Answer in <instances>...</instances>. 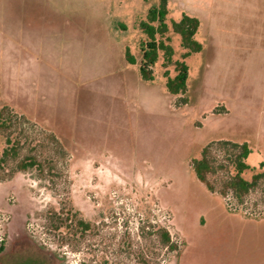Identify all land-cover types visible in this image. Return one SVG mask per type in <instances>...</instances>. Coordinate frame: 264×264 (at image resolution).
I'll return each instance as SVG.
<instances>
[{
    "label": "rangeland",
    "instance_id": "obj_1",
    "mask_svg": "<svg viewBox=\"0 0 264 264\" xmlns=\"http://www.w3.org/2000/svg\"><path fill=\"white\" fill-rule=\"evenodd\" d=\"M159 3L0 0V109L24 133L18 159L0 168L3 248L32 243L49 264H264L262 186L236 207L190 166L218 139L250 142L246 179L264 161V0H166L169 26L183 13L199 19L202 46L183 57L180 36L166 33L173 63L189 69L176 96L162 57L152 87L140 83L139 22ZM25 155L44 172L17 170ZM61 208L94 228L53 230L49 214ZM160 223L176 251L140 236Z\"/></svg>",
    "mask_w": 264,
    "mask_h": 264
},
{
    "label": "trees",
    "instance_id": "obj_2",
    "mask_svg": "<svg viewBox=\"0 0 264 264\" xmlns=\"http://www.w3.org/2000/svg\"><path fill=\"white\" fill-rule=\"evenodd\" d=\"M166 0H160L158 6L150 7L146 20L139 22L140 29L147 35V40L141 43L139 72L143 80L153 81L155 74L154 65L162 57L161 76L165 79V86L170 95H184L187 91L189 69L184 60L173 63V48L167 32L171 29L180 36L181 46L185 49L183 57L202 49L201 44L195 39L199 27V19L195 16L183 13L179 21L167 23ZM126 59L129 63H135L136 58L126 51ZM174 65V75L171 76L170 65ZM182 103H187V98L181 96ZM15 116L7 107L0 109V130L4 133L5 146L0 154V168L9 160H17L22 148V131L13 129L12 118ZM251 152L248 142H236L229 139L209 141L200 152L198 158H192L190 166L195 177L204 184L208 191L217 193L222 197L228 194L235 200L236 207L244 203L249 192L262 186L264 194V161L260 162L259 169L250 179H246L243 173L248 169L246 158ZM37 168L44 172L42 163L36 155H25L16 163L17 170ZM229 207V206H228ZM230 208V207H229ZM231 209V208H230ZM236 210V208H234ZM50 226L53 230L64 228L72 235L91 231L94 227L88 220L77 218L76 211L71 209L54 210L49 214ZM140 229V236L152 242L158 248L168 251H176L178 244L172 239L169 229L164 224H158L154 231L146 226ZM78 231V232H77ZM153 243V242H152ZM142 262H147L148 252L140 253Z\"/></svg>",
    "mask_w": 264,
    "mask_h": 264
},
{
    "label": "flooded vegetation",
    "instance_id": "obj_3",
    "mask_svg": "<svg viewBox=\"0 0 264 264\" xmlns=\"http://www.w3.org/2000/svg\"><path fill=\"white\" fill-rule=\"evenodd\" d=\"M46 259L41 253L34 254L27 248H3L0 245V264H49Z\"/></svg>",
    "mask_w": 264,
    "mask_h": 264
},
{
    "label": "crops",
    "instance_id": "obj_4",
    "mask_svg": "<svg viewBox=\"0 0 264 264\" xmlns=\"http://www.w3.org/2000/svg\"><path fill=\"white\" fill-rule=\"evenodd\" d=\"M142 79V78H141ZM154 81V80H153ZM148 82V83H147ZM140 83H141V85H143L144 87H147V89H150V87H152V82L151 81H146V80H141L140 81ZM231 140V139H230ZM257 140H259V139H254V140H250V141H257ZM232 141H236V142H244V140H239V141H237V140H232ZM246 141V140H245ZM247 142V141H246ZM250 142H248V144H249ZM251 148V147H250ZM252 149V148H251ZM205 221V220H204Z\"/></svg>",
    "mask_w": 264,
    "mask_h": 264
},
{
    "label": "water",
    "instance_id": "obj_5",
    "mask_svg": "<svg viewBox=\"0 0 264 264\" xmlns=\"http://www.w3.org/2000/svg\"><path fill=\"white\" fill-rule=\"evenodd\" d=\"M13 247L15 249L16 248H27V249H30L31 251H33L34 254L38 253L36 247L32 243H30L29 245H26L25 247L24 246H20V245H15ZM2 264H4V263H2ZM8 264H9V262H8Z\"/></svg>",
    "mask_w": 264,
    "mask_h": 264
}]
</instances>
